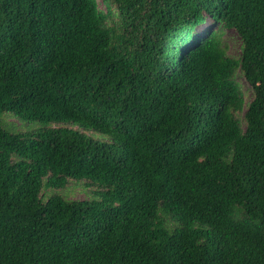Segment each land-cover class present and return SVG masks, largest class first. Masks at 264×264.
Wrapping results in <instances>:
<instances>
[{
	"label": "trees",
	"instance_id": "obj_1",
	"mask_svg": "<svg viewBox=\"0 0 264 264\" xmlns=\"http://www.w3.org/2000/svg\"><path fill=\"white\" fill-rule=\"evenodd\" d=\"M102 2L0 0V264H264V0Z\"/></svg>",
	"mask_w": 264,
	"mask_h": 264
},
{
	"label": "rangeland",
	"instance_id": "obj_2",
	"mask_svg": "<svg viewBox=\"0 0 264 264\" xmlns=\"http://www.w3.org/2000/svg\"><path fill=\"white\" fill-rule=\"evenodd\" d=\"M97 4H98V8L99 9H104V4L102 2V0H96ZM203 26H211V27H215L212 24V21L210 19H207L206 23H204L203 25H198L196 28V31H200L201 28H203ZM224 40L228 45V52L230 54H234L237 55L239 53V45H240V40L238 39V37L236 36V34L232 31V30H226L224 32ZM245 87H247V85H245V83H243ZM69 197L71 199H82L84 197V195L82 194L81 191L79 190H74L70 192Z\"/></svg>",
	"mask_w": 264,
	"mask_h": 264
}]
</instances>
